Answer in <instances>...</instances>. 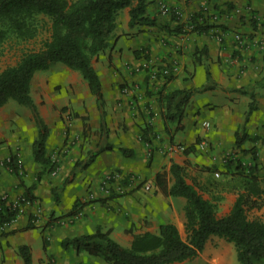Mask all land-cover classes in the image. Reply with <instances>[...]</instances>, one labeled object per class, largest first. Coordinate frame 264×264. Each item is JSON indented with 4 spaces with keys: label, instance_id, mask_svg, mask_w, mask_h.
<instances>
[{
    "label": "crops",
    "instance_id": "0c3cea01",
    "mask_svg": "<svg viewBox=\"0 0 264 264\" xmlns=\"http://www.w3.org/2000/svg\"><path fill=\"white\" fill-rule=\"evenodd\" d=\"M225 1L148 0L146 15L154 20V24L132 28L128 25L129 7L118 12L111 46L100 54L98 60L107 67V72L102 74L98 62L92 63L99 74L102 91L114 95L109 96L105 104L106 142L113 148L99 151L87 167H75V164L95 153L97 144L105 141L100 132V120H46L48 113L39 112L48 127L45 154L55 161L53 169L33 159L32 142L37 135L35 121L17 120L23 133L21 141L10 142L9 136L6 142L0 143V158L7 156L8 145L18 143V159L24 174L17 176L0 164V207L27 191L40 201L41 213L34 222L28 211L16 214L15 219L0 230V264H23L17 253L21 244L30 246L33 264H100L98 258L86 251L62 244L72 237L90 234L97 227L108 230L117 242L129 245L134 233L155 232L160 224L173 223L185 239V198L165 195L155 183V174L168 172L172 163L183 167L186 181L194 182L204 198L220 197L214 199L217 216L229 212L236 193L229 189L228 182L220 183L227 181L229 175L219 170L222 178L213 184V171L220 165L218 155L236 147L235 135L237 131L242 133L243 125L247 139L242 147H258L263 141L264 28L258 27L250 15L257 16L260 25L264 17V1L229 0L234 7L219 13L225 8ZM211 12L218 17L214 19ZM201 24L216 26L206 31L195 29ZM237 33L245 35L246 40L239 42L235 38ZM142 48L149 58L138 51ZM166 62L174 67L166 89H196L185 107L182 127L169 126L171 138L164 130L156 101L162 81L150 79L147 73L153 63L160 66ZM114 67H121L122 74ZM207 73L210 76L208 82ZM122 79L128 83L129 89L123 88L126 92L123 93V102L115 103L117 97H122L115 83ZM203 86H209L206 90L210 95L217 96V100L221 97L223 101L206 99L199 101L201 104L194 109L189 108V104L196 101L197 93L203 91L200 90ZM251 92L257 107L244 122ZM132 93L135 99L131 97ZM50 101V104L54 103ZM126 101L137 104L135 109H140L143 115L139 113L137 119L108 120L112 110L124 107ZM201 107L209 108L211 112L203 119L210 123L209 126H204L203 120L201 122L205 134L198 129L199 121L195 120L196 115L193 116ZM146 110L152 115L148 117ZM146 124L151 128L147 133L148 140L144 141L140 130ZM8 126L9 120H0V141L1 133ZM254 135L261 137L256 141L249 139ZM199 138L206 139L213 148L212 152L206 153L208 148L201 149L197 143L188 151L175 148L177 143L189 146L197 140L199 142ZM120 147L128 148L132 154H122ZM238 149H234L239 152L236 154H243ZM214 156L217 160H213ZM211 164L215 166L207 171V165ZM115 171L120 177L105 181L107 174ZM123 176L127 183H123ZM167 182L168 186L173 182L170 173ZM144 183L150 184V188H144ZM4 195L7 198L3 203L1 197ZM235 257L232 242L211 235L197 256L167 264H240Z\"/></svg>",
    "mask_w": 264,
    "mask_h": 264
},
{
    "label": "trees",
    "instance_id": "16d2710c",
    "mask_svg": "<svg viewBox=\"0 0 264 264\" xmlns=\"http://www.w3.org/2000/svg\"><path fill=\"white\" fill-rule=\"evenodd\" d=\"M147 4L148 0H0V44L10 33L24 38L35 36L40 25L35 21L40 15L48 21V35L41 46L36 50L23 52L15 64L0 70V106L13 99L31 110L37 127V135L32 142V155L36 162L49 165L51 169L55 166V161H51L45 154L48 127L30 95V83L36 71L45 70L54 62H62L69 68L77 70L86 80L96 99L100 132L105 138V141L97 144L95 153L92 152L85 160L76 162L75 167L85 168L99 151L113 148L111 143L106 142L108 127L105 99L99 74L93 67L91 58L111 46V38L115 35L113 32L116 27V16L121 9L129 7L128 25L131 28L154 24V20L146 15ZM213 26L215 25L201 24L195 29L206 31ZM140 50L144 52L142 54L144 57L149 58L145 48ZM164 65L171 69L168 62ZM207 75L208 82L210 76L208 73ZM172 76L171 70L163 76L156 97L164 130L170 138L169 126L175 124L177 129L182 127L181 120L185 107L196 90L191 87L166 89V83ZM261 85L264 88V75ZM207 87L209 86H203L200 90ZM250 97L244 122L257 107L253 92L250 93ZM150 128L147 124L141 127V137L144 141L148 140L147 133ZM240 130L242 133L237 131L235 135V146L243 153L249 154L251 161L243 163L237 158L230 161L234 162L233 169L224 170L229 179L220 183L224 185L228 182L229 189L236 193L227 214L217 216L214 201L218 200L217 197L204 198L194 182L186 181L183 167L172 163L168 172L159 171L155 174V183L165 195L185 198V239L180 236L175 224L162 223L155 232L134 233L128 246L121 245L110 236L108 230L104 231L100 227L90 234L67 239L62 244L99 256L108 264H167L197 256L209 236L216 235L233 243L240 264L264 261V221L256 217L249 218L247 215L249 209L260 208L263 203L264 175L260 174L257 147L255 145L242 147L247 139V133L244 131V125ZM260 137L254 135L249 139L256 141ZM195 144L186 146L184 151L190 150ZM119 149L122 154H132L128 148ZM4 165L20 176L22 165L16 154H9ZM169 173L173 177V182L168 186ZM23 195L33 198L27 191ZM15 215V210L8 205H2L0 224L10 221ZM17 253L23 264H33L29 245H19Z\"/></svg>",
    "mask_w": 264,
    "mask_h": 264
},
{
    "label": "rangeland",
    "instance_id": "374dc122",
    "mask_svg": "<svg viewBox=\"0 0 264 264\" xmlns=\"http://www.w3.org/2000/svg\"><path fill=\"white\" fill-rule=\"evenodd\" d=\"M223 4L225 5V8L224 9L221 8L219 10L220 11L219 13H222V11H225V10L229 11L230 9L234 7V4L229 0L225 1ZM216 5L219 6V4H216ZM251 12L253 11L251 10ZM210 15L214 17V19L218 17L213 12H211ZM250 17H251V20H254L255 23H257L258 27L262 26L264 28V17L261 19L260 25L258 24L259 19H257V16L250 15ZM47 22L48 21L46 20V18H42V16L40 15L37 17L35 21V23L40 24L37 27L38 32L35 36L30 37V38H24V37L17 36L13 33H10L8 37H6V39H4L1 42L0 44V70H2L8 65L15 64L23 52L29 51V50H36L41 46L42 41L48 35V31H47L48 23ZM238 34H241V33H238ZM241 35L246 37L243 34ZM104 51L100 52L98 55L93 56L91 58V62L92 63L98 62L99 58L101 57L100 54L103 53ZM138 51H141V50L139 49ZM109 65L111 66V63H109ZM97 67L99 68V71L102 70V74H105L107 72L106 71L107 67L104 64L102 65V63L98 62ZM170 67L172 69L174 68L172 66ZM114 69L117 70V72H119L120 74H122L123 72L121 67H114ZM158 80L162 81L161 76H159ZM115 84H117L116 87L118 89L119 94L122 95V97L121 96L117 97V101L115 103H118L119 101L123 102V93L126 94L123 88L129 89L128 83L126 81L123 82V79H122L121 81H117ZM206 91L207 90L205 89L197 93V96L194 97V100H196L197 102L194 101V103L189 104V108L197 107L199 104H201L199 103V101L202 102V101H205L206 99H209V100L215 99L216 102L223 101L221 100V97L218 98L217 100L216 99L217 96L210 95V92L208 91L206 92ZM30 95L33 101L35 102V104L37 105L40 114L41 113L46 114V112L48 113L46 120H99L98 109L96 107V99H95V96L91 93L86 80L81 76V74L77 70H73L69 68L62 62H54L47 69L38 70L35 72L31 80V83H30ZM112 95L113 94H111L110 92L104 93V97L106 98L105 104L107 103V99L109 98V96H112ZM131 97H133L134 99L136 98V96L133 93L131 94ZM50 100H52V102L54 103L50 104L51 103ZM131 105H134V106H131ZM48 106H49L48 111H45L46 107ZM137 106H138L137 104H131L126 101V104L124 105V107L122 105L120 109L112 110V113L110 114V117L108 118V120H128V119H133V118L137 119V116L140 117L139 113L140 115H143L140 109H137V110L135 109L137 108ZM209 110H210L209 108L201 107L200 111L197 112V114L194 113L193 115L194 117L196 115L195 120L199 121L198 129L203 134H205L206 129L205 127L202 126L201 122L204 118L208 117V115L211 113ZM148 111L149 110H146V114L149 117L152 115V112L151 111L148 112ZM0 120H9V125H10L7 127V129L3 133H1V136L3 137L0 143H3L4 141L6 142L9 136L11 137L10 142H12L13 140H15L14 142H18V141H21L23 133H22L21 128L18 126L17 120H33V117H32L31 110L27 106L19 104L17 101L10 99L5 104L0 106ZM261 126H262V130H264V124H261ZM261 136H264V135L261 134ZM204 141L207 143V148H208L207 152L206 151L205 152L206 153L212 152L213 148L210 145H208V142L206 141V139H204ZM197 142L198 140L195 143ZM12 144L8 145L9 152L6 157H8L9 154L14 153L19 158V155H18V150L20 149L19 144L18 143H15L13 145ZM235 148L236 147H233V149H231L232 150L231 152L224 153V155H218L220 165L217 167L218 169L213 171L215 175V177L213 178V184L215 182L218 183L219 180L222 178L219 170L224 171L227 168L230 170L233 169L234 162L230 163L231 160H235L239 158L243 163H249L251 161V156L249 154L240 153L241 155L239 154L237 155L236 153H239V152L234 151ZM256 150H257V155L260 160V166H261L260 174L264 175V137H263V141H260V145L257 147ZM6 157L4 156L0 158L1 165L4 164L5 160H7L5 159ZM214 157L215 159L213 160H217V156H214ZM55 159H57V156H55ZM213 166L215 165L213 164H211L210 166L207 165L208 167L207 171H209V169L210 170L213 169ZM22 174H24L23 165L21 168L20 175ZM110 180L112 179H108V181ZM123 183H127V180L124 179V176H123ZM143 185H145V183ZM123 193H126V191L123 190ZM6 198L7 196L4 195L3 197H1V201L4 203L6 201ZM219 198L220 197L218 196L217 199L219 200ZM33 199L35 200V203L33 205L27 206L25 209L17 213L23 214L28 211L29 215H31L30 216L31 221L34 222L35 220L38 219V217H40L41 211L39 212V208H41V203L36 197H34ZM247 215L249 218L256 217L264 221V196H263V203L261 207L249 209L247 211ZM3 228L4 227H1L0 225L1 231L4 230ZM120 243L124 246L128 245V244H125L124 242H120ZM95 258H98V260H100V264H107V262L104 261L101 257L95 256ZM235 260L236 262H239L237 261V259ZM255 264H264V261H257Z\"/></svg>",
    "mask_w": 264,
    "mask_h": 264
},
{
    "label": "built area",
    "instance_id": "2783aa9c",
    "mask_svg": "<svg viewBox=\"0 0 264 264\" xmlns=\"http://www.w3.org/2000/svg\"><path fill=\"white\" fill-rule=\"evenodd\" d=\"M235 38L239 42H243L244 40H246V38L244 36H242L241 34H238V33L235 35ZM143 65L147 66L148 64L143 63ZM160 66H163V67H160ZM160 66L158 64L153 63L149 67V70L147 73H148V76L150 79L156 80L159 78V76H161V79H162L165 74H168L170 72V69L167 66H165L164 64H160ZM125 90H127V88H125ZM202 124L204 126L208 127L210 123L208 121H203ZM197 146L201 149H205V148H207V143L204 140H200L199 142H197ZM185 147H186L185 145L180 144V143L175 144V148L177 150H180V151H184ZM6 159L8 160V157ZM20 172H21V169H20ZM119 177H120V173L112 172L106 176L105 181H108V179L119 178ZM144 188L149 189L150 184H145ZM34 203H35V200L33 198H30L28 196L21 194L11 201V203L9 204V207L11 209L15 210L16 214H18L17 212L22 211L27 206H31ZM13 219H15V217L12 218L11 220H13ZM10 221L3 222L2 224H0L1 227L6 226L8 224V222H10Z\"/></svg>",
    "mask_w": 264,
    "mask_h": 264
}]
</instances>
